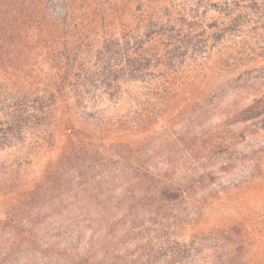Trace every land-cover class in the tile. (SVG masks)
Masks as SVG:
<instances>
[{"label":"rangeland","instance_id":"374dc122","mask_svg":"<svg viewBox=\"0 0 264 264\" xmlns=\"http://www.w3.org/2000/svg\"><path fill=\"white\" fill-rule=\"evenodd\" d=\"M226 1L230 19L254 0H58L56 8L63 18L71 11L74 27L66 19L63 30L77 44L127 34L159 54L209 33ZM256 3L264 12V0ZM251 20L222 41L202 36L205 58L163 71L158 84L146 69L142 81L121 83L118 98L102 95L72 116L59 100L50 121L31 103L41 104L33 98L48 66H0V124L21 117L12 133L0 127V264H264V113L228 122L264 107V27ZM139 44L124 53L127 78L137 76ZM97 48H84L90 67ZM70 117L72 130L60 125Z\"/></svg>","mask_w":264,"mask_h":264},{"label":"trees","instance_id":"16d2710c","mask_svg":"<svg viewBox=\"0 0 264 264\" xmlns=\"http://www.w3.org/2000/svg\"><path fill=\"white\" fill-rule=\"evenodd\" d=\"M57 1L0 0V26H4L0 36V66H7L11 63L17 65L30 64L40 70L44 64L48 66L47 71L48 69L49 71L44 73L46 79H42L43 89L39 94L36 93L33 98L39 100L41 104L35 101L31 103L39 105L37 108L32 107V109L42 112L49 121L55 119L56 115L51 113L50 108L54 107L59 100L65 108L64 114L67 113L72 116L73 107L84 108L87 105L86 102L92 101L94 103L102 95H107L108 100L118 98L121 83L142 81L140 75H144L146 69H149L147 72L149 84L155 82L158 84L163 71H174L177 66L188 65L195 59L205 58L208 50H206L207 47H204L205 39L202 36L211 37L213 40L219 38L222 41L226 31L235 35L239 26L243 27V25L250 23L252 18L249 19L248 15L249 17L250 15L254 17L253 15H257V13L264 15L262 10L259 11L255 7L257 0H254L244 5L249 9L246 16L241 18V14L237 13L229 19L235 8L229 6L230 1H226L225 4L229 8L223 10L224 18L221 22H212L208 26L212 30L207 34L201 32L194 39L170 41L169 46L159 54L153 51L155 44L148 45L147 41L138 40L140 41V48L137 49L141 52L136 58L138 62L135 63L134 61V65L136 64L134 70H136L137 76L131 74L127 78L129 72H126L127 70L125 71L123 66L124 53H127L126 51L138 41L131 40L127 34H122L120 38L104 37L100 44L98 40H83L81 44H77L71 38L72 35H68L63 30V23L66 19L69 21L68 24L74 27V23L70 19L73 15L70 11L67 18L61 17L59 9L56 8ZM96 4L100 6V0H96ZM104 13L105 9H103V16ZM150 20L151 16L147 20L143 19V34L146 36L153 29ZM253 22H255L256 30L258 27L260 29L264 27L262 16ZM101 24L104 25L105 22L101 21ZM91 45H98L96 50L98 55L93 67L84 61V48L86 49ZM82 46L83 49H81ZM190 59L192 60L187 62ZM47 73L50 74L48 77ZM254 106L256 105L243 108L236 115L228 118V122L232 123V120L236 118L245 122L258 119L264 113V107L261 106L260 109H257ZM54 110L57 109L54 108ZM20 118V116L12 118L4 124L5 126L0 124V127H4L5 133H12V127L21 122ZM67 119L63 120L64 122L60 125L70 123L68 126L71 125L69 128L72 130L74 118L70 117L68 121ZM48 127L50 124L46 125V129ZM172 190H169L168 187L163 188L162 193L166 196Z\"/></svg>","mask_w":264,"mask_h":264}]
</instances>
